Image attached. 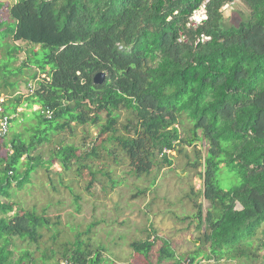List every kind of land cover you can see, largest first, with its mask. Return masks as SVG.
Listing matches in <instances>:
<instances>
[{
  "label": "trees",
  "instance_id": "16d2710c",
  "mask_svg": "<svg viewBox=\"0 0 264 264\" xmlns=\"http://www.w3.org/2000/svg\"><path fill=\"white\" fill-rule=\"evenodd\" d=\"M236 1L249 12L226 25L223 9ZM203 7L206 18L194 25ZM6 11L0 15V124L8 122L0 136V264L117 262L94 241L103 216L68 223L49 204L39 211L12 200L38 169L49 172L52 159L63 171L75 164L78 177L87 175L88 192L99 183L114 190L126 182L113 178L109 163L120 161L118 150L139 180L172 166L171 153L183 155L197 141L207 145L205 156L196 144L194 159L184 156L203 159L202 196L210 206L203 215L196 203L199 244L178 255L168 239L147 230L130 243L133 256L153 264L149 254L160 240L155 264L264 262V0H15ZM22 45L28 49L16 64ZM100 72L106 78L96 84ZM21 107L33 109L35 123L9 138ZM73 123L97 127L99 143L95 137L86 149L61 145L47 161L35 155L48 131L72 133ZM224 169L238 178L228 189L218 181ZM73 196L78 215L82 195Z\"/></svg>",
  "mask_w": 264,
  "mask_h": 264
},
{
  "label": "rangeland",
  "instance_id": "374dc122",
  "mask_svg": "<svg viewBox=\"0 0 264 264\" xmlns=\"http://www.w3.org/2000/svg\"><path fill=\"white\" fill-rule=\"evenodd\" d=\"M14 1L0 0L4 4L0 15L4 17L7 14V6L13 4ZM248 12L249 9L242 1L225 6L223 13L226 25L239 24ZM22 46L23 50L16 64L23 60L24 53L28 49V46ZM21 90H26L23 85ZM34 109L38 110L39 108L34 106ZM32 110L23 111L22 107L19 108V112H23L18 113L12 121L9 138L21 128L30 129L33 127L32 125L29 127L30 124L35 123L34 119H36ZM51 126L55 127L56 122H52ZM98 131V128L93 125L77 126L75 123H73V134L68 128L63 131L50 130L43 143L36 146L35 155L41 154L43 160L47 161L50 159L53 149L61 145H74L80 149H86L88 145L93 144L95 137H97L96 143H99L102 137L99 136ZM44 132L46 133L45 130ZM195 144L198 147L202 146L203 158L207 145L201 141H197ZM195 144L184 147V153L188 154L191 160L196 155ZM184 153L179 155L178 152H172L171 156L174 159L172 166L165 169L159 166L155 167L151 175L137 180L130 175L131 166L128 159L123 152L118 150L117 157L119 156L120 161L115 163L111 159L109 163L114 173L113 178L126 180V182L119 184L114 190L105 189V185L99 183L94 186L92 192L85 189L89 177L87 175L84 177L85 179L78 177L74 172L75 164H72L69 171H63L58 159L54 158L51 160V165L46 164L49 166V172L45 168L38 169L32 175L33 184H29L28 189L18 190L19 193L15 191L16 195L12 200L19 201L28 209L35 206L39 211L43 205L49 204L50 211H61L63 222L68 223L74 221L88 223V221L91 222L92 216H103L105 222L98 228V235L95 236L94 241L96 243L103 242L111 254V263L117 261L116 264H132V262L145 264L142 257L133 256L130 243L145 238L147 230H154L158 236L168 239L178 255L185 254L195 250L199 244L197 239L199 220L196 217V203H202L203 215L210 203L202 196L203 180L199 174L204 171V165L201 162L203 159H200L199 165H195L184 156ZM32 154H34V150ZM189 164L195 165V167L189 168ZM182 170L185 172L181 175ZM58 172H63L62 179L57 174ZM218 181L223 188L228 189L238 183V178L232 172L224 169L218 173ZM138 190H145L146 193L136 195ZM79 193L82 195L80 201L82 206L80 213L76 215L73 212V195ZM3 200L6 199L3 198ZM13 214L14 211L9 213L10 216ZM161 245V241L157 240L150 251L149 260L153 264L157 262ZM161 264H174V262L165 261ZM199 264L234 263L224 260L219 263L214 260L209 262L202 260ZM254 264H264V262L259 259Z\"/></svg>",
  "mask_w": 264,
  "mask_h": 264
},
{
  "label": "built area",
  "instance_id": "2783aa9c",
  "mask_svg": "<svg viewBox=\"0 0 264 264\" xmlns=\"http://www.w3.org/2000/svg\"><path fill=\"white\" fill-rule=\"evenodd\" d=\"M206 18V11H205V8L203 7L201 10H199L196 15L194 16V25L199 23L202 19H205ZM7 125H8V122L3 119L1 121V124H0V136L2 135V133H6L7 131Z\"/></svg>",
  "mask_w": 264,
  "mask_h": 264
},
{
  "label": "water",
  "instance_id": "95a60500",
  "mask_svg": "<svg viewBox=\"0 0 264 264\" xmlns=\"http://www.w3.org/2000/svg\"><path fill=\"white\" fill-rule=\"evenodd\" d=\"M106 78V73L105 72H100L98 74H96V76L94 77V83L96 84H101L104 79ZM196 162H200V160H196ZM196 162L194 164H196ZM185 171L182 170L181 171V175L184 173Z\"/></svg>",
  "mask_w": 264,
  "mask_h": 264
}]
</instances>
